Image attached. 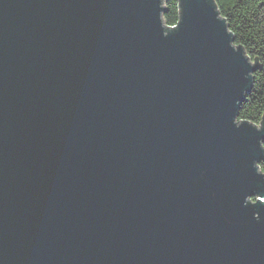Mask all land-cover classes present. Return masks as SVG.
I'll list each match as a JSON object with an SVG mask.
<instances>
[{"label": "water", "instance_id": "95a60500", "mask_svg": "<svg viewBox=\"0 0 264 264\" xmlns=\"http://www.w3.org/2000/svg\"><path fill=\"white\" fill-rule=\"evenodd\" d=\"M165 1L0 0V264H264L257 61Z\"/></svg>", "mask_w": 264, "mask_h": 264}, {"label": "trees", "instance_id": "16d2710c", "mask_svg": "<svg viewBox=\"0 0 264 264\" xmlns=\"http://www.w3.org/2000/svg\"><path fill=\"white\" fill-rule=\"evenodd\" d=\"M214 2L226 19L234 44L240 45L251 60L257 61L249 91L239 104L238 119L258 124L264 114V0ZM179 16L178 0H166L163 22L169 26L175 25Z\"/></svg>", "mask_w": 264, "mask_h": 264}, {"label": "built area", "instance_id": "2783aa9c", "mask_svg": "<svg viewBox=\"0 0 264 264\" xmlns=\"http://www.w3.org/2000/svg\"><path fill=\"white\" fill-rule=\"evenodd\" d=\"M258 167H259V170L261 171V172H264V163H260L259 165H258ZM255 199L254 198H250V201H254Z\"/></svg>", "mask_w": 264, "mask_h": 264}]
</instances>
